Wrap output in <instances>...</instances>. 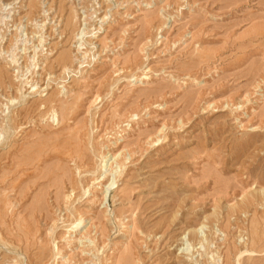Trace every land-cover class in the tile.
<instances>
[{
	"label": "rangeland",
	"instance_id": "374dc122",
	"mask_svg": "<svg viewBox=\"0 0 264 264\" xmlns=\"http://www.w3.org/2000/svg\"><path fill=\"white\" fill-rule=\"evenodd\" d=\"M263 198L264 0H0V264H264Z\"/></svg>",
	"mask_w": 264,
	"mask_h": 264
},
{
	"label": "bare ground",
	"instance_id": "6f19581e",
	"mask_svg": "<svg viewBox=\"0 0 264 264\" xmlns=\"http://www.w3.org/2000/svg\"><path fill=\"white\" fill-rule=\"evenodd\" d=\"M113 184L114 183H112L111 185H110V187H109V189L110 188H112L113 187ZM256 197H258V195L256 196ZM262 197H260V199H261ZM256 199V198H255ZM255 199H252V200H255ZM264 199V198H263ZM257 200V199H256ZM259 201H262V200H259ZM258 201V202H259ZM256 203V202H255ZM259 203H261V202H259ZM246 204V203H245ZM247 205V204H246ZM245 205V206H246ZM244 206V207H245ZM242 208H243V206H242ZM244 209V208H243ZM177 217V216H176ZM103 229V228H102ZM257 231V230H256ZM189 236H192L191 238H192V240H198V239H200V237H199V231H195V230H191V232H190V234H189ZM199 241H201V239L199 240ZM177 242H183V239L181 238L179 241H177ZM195 242V241H194ZM197 242V241H196ZM176 243V242H175ZM247 253H248V251H247ZM178 259H180V257H178L176 260H178ZM181 260V259H180ZM183 261V263L182 262H180L181 264H194V262H192V263H190V262H188V261H185L184 262V260H182ZM175 262H177V261H175ZM197 262H199V261H197ZM205 263V262H204ZM163 264V263H162Z\"/></svg>",
	"mask_w": 264,
	"mask_h": 264
}]
</instances>
